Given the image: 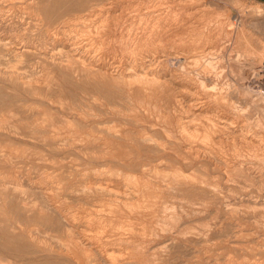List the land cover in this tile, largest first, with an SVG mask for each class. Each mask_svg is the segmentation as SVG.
<instances>
[{
    "label": "rangeland",
    "instance_id": "obj_1",
    "mask_svg": "<svg viewBox=\"0 0 264 264\" xmlns=\"http://www.w3.org/2000/svg\"><path fill=\"white\" fill-rule=\"evenodd\" d=\"M138 5L189 11L160 46L208 21L222 23L213 41L232 45L226 60L248 65L224 63L223 79L252 90L253 107L230 116L249 126L253 140L264 137L255 122L264 121V0H0V264H264V147L222 131V147L189 150L175 126L191 114L172 87L133 95L53 51L95 25L139 22L131 16ZM120 37L110 33L105 43ZM246 49L251 57L238 53ZM94 54L134 60L131 53ZM111 126L124 133L101 132ZM144 170L153 185L135 194L127 180ZM106 184L111 193L96 191ZM165 239L167 248L154 247ZM96 247L129 255L113 261Z\"/></svg>",
    "mask_w": 264,
    "mask_h": 264
},
{
    "label": "bare ground",
    "instance_id": "obj_2",
    "mask_svg": "<svg viewBox=\"0 0 264 264\" xmlns=\"http://www.w3.org/2000/svg\"><path fill=\"white\" fill-rule=\"evenodd\" d=\"M156 9L157 8L152 5H138L132 11L131 16L139 17V22L137 21V23L131 24V26L127 28L122 27L120 23H116V27L106 24H103L102 26L95 25L93 32L82 30L83 35L66 39L64 42L57 41L58 44L53 51L61 53L62 58L67 57L68 62L73 61L74 64L78 67L80 66L85 73L91 74L98 72L102 74L104 78L118 81L119 84L126 87L130 94L133 95L138 93L154 95L159 90H165L172 87L176 94V102L187 114H191L189 119L186 120L185 118H181L175 126V134L177 133L178 136L182 138L185 147L189 150H213L218 146L219 148L222 147L224 143V140L221 139L220 136L222 131L230 132L231 134L236 135V137H240V139L242 138V141L247 143V145L254 146L257 142L260 146L264 147L263 134H256L259 140H253L255 137L252 138L249 126L238 124L236 121L237 119L235 120V118L230 116L237 115L239 111L242 112L247 105L253 107V104L250 102V95H248L252 90L248 86H238L237 83L236 85H233L235 82L230 84L232 81L229 83L223 79L222 69L224 63L227 62V65L231 69L241 68L242 70L248 65L246 60L245 63L241 62L242 64H239V62L237 63L239 59L237 61H234L233 59L226 60L228 52L225 53V50H231L232 45L228 46L227 44L224 45L220 43L221 41L218 37L213 41V35H218L223 32V27L221 26L222 23H212L208 21L207 23H204L201 30L197 27L194 29L193 33L190 32L188 35L182 33V35H178L173 46H160L156 44V42H158L173 25L180 30L183 23L189 19L187 14L189 11H184L183 13L172 12L171 14L168 12V14H164L166 11L158 12ZM110 33H113L114 37H117V34L121 37L120 39L117 38L116 41L110 40L105 43V41H107L105 37ZM194 36L196 37L194 38ZM227 36L232 42L239 43V38L234 37L231 29H229ZM97 41H100V43H98L99 45L96 44ZM209 42H211V46L206 44ZM119 52L131 53V57L134 60L132 62L122 63L116 60L115 57L110 59L105 54L92 55V53H117L118 55ZM137 53L150 54L143 56L142 54ZM238 53H241L242 56H246L247 58L252 56L247 49ZM137 55H139V57H137ZM241 59L244 58L241 57ZM169 62L173 67L169 68ZM242 79H247L246 73L244 72H242ZM242 94H244L243 103L237 104V101L240 100ZM259 111L261 110H258V112ZM248 114L251 118L253 117L252 112ZM194 117L201 118V121L196 122ZM255 122L264 125V121L260 116ZM52 129L54 128L52 127ZM101 132L110 137H119V133H124V131L118 130L116 126L103 128L101 129ZM166 132L167 134L172 135V137L175 135L168 130ZM144 140L151 141L152 139L146 137ZM105 145H107V143H105ZM114 176L117 175L115 174ZM111 179L112 178H110L109 181ZM127 181L125 187L132 186L135 194H144L145 190L148 189L146 187L148 185H153V180L147 170H144L140 176L136 178L132 177V180ZM113 190L114 189L108 184H106V187L98 186L96 189V191L108 194ZM58 213L62 216L61 212ZM169 241V239H165V241L156 243L154 247L157 245L158 247H161V249L167 248L169 246ZM137 246L142 247L140 244ZM122 250L123 249L120 247L117 249L110 247L104 248L102 251L109 259L111 258L115 261L118 256H125L124 251L128 254V251H126L127 249H124V251ZM102 251L96 247V253L101 254ZM70 253L74 256L73 258H77L74 249H72Z\"/></svg>",
    "mask_w": 264,
    "mask_h": 264
}]
</instances>
